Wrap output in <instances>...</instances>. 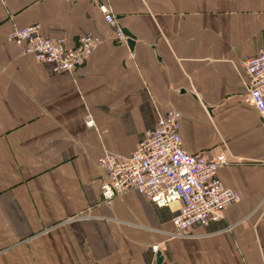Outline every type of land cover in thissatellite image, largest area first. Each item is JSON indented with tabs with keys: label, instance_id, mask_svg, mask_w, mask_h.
Segmentation results:
<instances>
[{
	"label": "crops",
	"instance_id": "obj_1",
	"mask_svg": "<svg viewBox=\"0 0 264 264\" xmlns=\"http://www.w3.org/2000/svg\"><path fill=\"white\" fill-rule=\"evenodd\" d=\"M31 26L100 43L55 74L9 42ZM263 47L264 0H0V264H264V116L237 71ZM170 110L185 152L233 157L218 177L240 202L193 236H176L178 203L101 198L99 159L131 156Z\"/></svg>",
	"mask_w": 264,
	"mask_h": 264
},
{
	"label": "built area",
	"instance_id": "obj_2",
	"mask_svg": "<svg viewBox=\"0 0 264 264\" xmlns=\"http://www.w3.org/2000/svg\"><path fill=\"white\" fill-rule=\"evenodd\" d=\"M100 10L107 24L117 28L118 41L127 44L116 16L107 7L100 6ZM8 40L21 47L24 55L50 66L55 74L75 73L100 43L88 35L71 48L64 38L43 37L40 26L15 29ZM237 71L245 90L244 104L264 116V47L239 62ZM181 120L180 112L170 110L159 117L155 128L131 156L106 153L98 165L105 175L101 184L103 202L136 191L159 208L178 203L180 209L173 224L176 236L186 237L193 236L197 228L221 221L225 212L240 202V196L225 188L218 177L219 170L232 162L229 150L188 154L180 135ZM86 123L91 129L95 127L91 116ZM153 250L157 251V247Z\"/></svg>",
	"mask_w": 264,
	"mask_h": 264
},
{
	"label": "water",
	"instance_id": "obj_3",
	"mask_svg": "<svg viewBox=\"0 0 264 264\" xmlns=\"http://www.w3.org/2000/svg\"><path fill=\"white\" fill-rule=\"evenodd\" d=\"M122 32L125 35V37H127V44L129 45L130 49L133 50L135 46V37L126 29H123ZM157 259H158V264H161L162 257L159 255L157 256Z\"/></svg>",
	"mask_w": 264,
	"mask_h": 264
}]
</instances>
